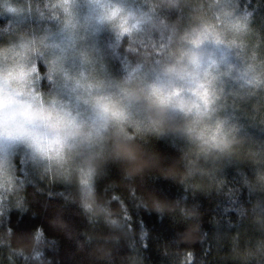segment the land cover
I'll list each match as a JSON object with an SVG mask.
<instances>
[{
	"label": "clouds",
	"instance_id": "1",
	"mask_svg": "<svg viewBox=\"0 0 264 264\" xmlns=\"http://www.w3.org/2000/svg\"><path fill=\"white\" fill-rule=\"evenodd\" d=\"M0 264H264V0H0Z\"/></svg>",
	"mask_w": 264,
	"mask_h": 264
}]
</instances>
